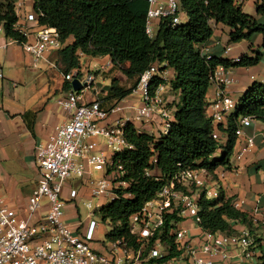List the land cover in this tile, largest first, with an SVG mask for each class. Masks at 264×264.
I'll list each match as a JSON object with an SVG mask.
<instances>
[{
	"label": "trees",
	"instance_id": "obj_1",
	"mask_svg": "<svg viewBox=\"0 0 264 264\" xmlns=\"http://www.w3.org/2000/svg\"><path fill=\"white\" fill-rule=\"evenodd\" d=\"M178 1L182 15H186L188 20L173 25L171 19H162L155 37L150 38L146 33L148 0H33L39 25L54 28L59 34L63 47L58 51L57 63L63 74L81 70V58L84 56L109 57L112 60L111 70L104 73L111 79V84L103 87L100 99L97 98L103 110L110 111L116 103L130 96L141 75L150 67L156 65L162 71H174L171 80L156 77L150 86L154 92L164 84L170 87L171 94L179 97L169 133L155 137L140 133L128 124L125 137L132 149L114 155L116 166H122L127 173L123 180L128 185L117 188L116 200L99 210L102 221L111 227L106 235L108 242L124 240L135 251L141 244L131 232L134 214L142 211L145 204L182 170L205 169L212 176L219 171H232L237 164L234 153L239 121L253 117L264 125V83L253 82L239 101L236 112L227 116L223 124L217 125L221 138H213L212 119L208 114L211 76L218 67L257 66L264 54L256 51L254 56L243 55L239 62H232L218 55L208 58L202 53L204 45L214 35L215 24L229 28L230 44L251 41L254 35L259 34L264 47V23L245 13L236 0ZM256 11L258 16L264 17V0H257ZM18 21L15 0H4L0 7V27L7 38L21 44L26 38L15 29ZM69 40L72 42L67 43ZM64 89L70 90L68 82ZM22 117L35 136L36 113L29 111ZM191 189L195 191L196 187ZM183 190L189 193L186 188ZM233 200L224 190L212 199L207 198L203 191L199 199V227L214 234H239L235 228L249 225V214L246 210L234 208ZM174 219L184 221L176 211L168 215L164 231L157 232L150 239L144 256L155 246L157 239L170 248V256L177 254L178 246L167 234L170 221ZM253 236L257 250L253 264H264V244ZM162 262L151 261L152 264Z\"/></svg>",
	"mask_w": 264,
	"mask_h": 264
},
{
	"label": "built area",
	"instance_id": "obj_2",
	"mask_svg": "<svg viewBox=\"0 0 264 264\" xmlns=\"http://www.w3.org/2000/svg\"><path fill=\"white\" fill-rule=\"evenodd\" d=\"M26 1H15L19 15L15 29L26 38L25 42L19 44L38 65L46 60L48 53L59 51L63 45L56 29L39 25V17L34 10L27 13ZM148 4L146 33L150 38L155 37L154 21L171 19L173 25L182 23L178 0H148ZM28 23H34V28H31L33 31L28 28ZM31 36L32 40H29ZM204 52L202 49L206 55ZM110 65L108 63L105 67ZM105 67L88 71L87 75L83 74L82 69L63 74L65 81L70 84V90L57 104L69 114V119L35 148L38 179L26 210L19 211L11 207L0 192V264H143L152 260H162L161 264H253L257 250L254 248L255 238L249 231L226 235L201 229V236L196 238L182 226L183 221L175 219L170 221L167 234L174 238L178 246L177 254L170 256V248L157 239L155 246L144 256L150 239L157 232L164 231L167 216L175 211L178 217L192 219L199 227L201 193L205 191L209 199L220 193L219 187L216 188L219 184L212 180L213 176L205 169L178 172L153 200L145 204L142 211L132 216L131 232L141 244L137 251L124 240H117L103 245L105 250L101 252L93 246L98 222L91 220L88 226L82 222L74 225L67 223L65 202L75 201L79 196L76 188L65 189L68 180L89 179L92 171L100 172L102 178L90 182L91 188L87 193L90 197H106L109 200L106 204L113 202L118 197L116 189L128 185L123 180L126 171L122 166H116L114 160L116 153L132 149L125 137L128 124L144 133V126L156 121L157 131L148 134L160 137L169 133L174 121L170 111L163 106L162 94L166 85H159L154 92L150 89L156 77L168 79L167 73L156 65L141 75L134 91L142 102L135 116H125L126 107L121 103L110 111L103 110L101 101L96 97V73L105 70ZM229 71L225 67H218L211 76L216 92L209 104L208 114L212 119L213 138L217 140L222 136L217 125L223 124L239 105L227 91V87L234 83ZM74 80H79L83 86L80 92L73 89ZM87 90L92 91L96 98L90 103H83V95ZM256 122L253 117H244L238 123L235 132L238 141L234 153L237 163L257 148L255 134L247 132ZM105 148L113 152L112 158L108 157ZM216 177L222 186L231 187L226 182L228 179L224 171L216 172ZM79 182L82 185L83 181ZM192 186L196 187L195 191H192ZM84 205L91 209L92 199L89 198ZM232 205L243 210L245 201L234 199Z\"/></svg>",
	"mask_w": 264,
	"mask_h": 264
},
{
	"label": "crops",
	"instance_id": "obj_3",
	"mask_svg": "<svg viewBox=\"0 0 264 264\" xmlns=\"http://www.w3.org/2000/svg\"><path fill=\"white\" fill-rule=\"evenodd\" d=\"M247 1L248 0H236V3L241 6L244 11ZM254 1L256 6L257 0ZM254 17L264 23V17L258 15ZM181 19L186 22L188 17L182 15ZM27 26L31 29L34 28L35 25L34 23H28ZM159 26L160 21L153 22L155 35L158 32ZM31 31H33V29H31ZM229 33L230 30L228 27L215 24L213 37L203 47L204 53L208 56L218 55L232 62L236 59H241L243 55L254 56L256 51L264 54L263 38L261 35H254L251 41L230 44ZM29 40H32V36ZM71 42L72 40H69L67 43ZM90 59L101 60L102 62L89 71L100 69L101 67H105L108 63H111L109 67H105V70L96 73L98 85L96 97L99 98L100 90L111 84V79L106 78L104 73L111 70L113 63L109 57ZM57 61L58 51L48 53L46 55V60L36 65L33 57L27 54L19 43L7 38L4 30L0 27V69L4 75L2 79L9 84V88L7 89L9 90L8 98H5L3 102L0 101V192L4 194L9 205L19 211L26 210L28 199L37 183L38 175L33 182H31L27 176L28 172L37 169L35 164L36 146L44 143L58 127L69 119V114L62 110L57 104V101L65 97L69 91L65 90L64 86L62 90L55 89L53 94H50L49 97H44L36 105L26 106L25 102L22 101L29 97L23 95L24 87L20 85V82L27 83L26 88L28 89V85H32V78L40 76L42 72L48 68L57 70L63 75ZM164 72L167 73L168 80L173 78L174 71L172 69H166ZM5 73H8V77L5 76ZM229 74L234 80V83L227 87V91L239 102L253 82L264 83V57L257 66L250 68H231ZM34 87L35 85H33V87L30 86L25 92L31 93ZM134 91L130 96L118 102L126 107L125 116L129 118L135 116L137 109L142 106L139 95ZM215 92L216 89L211 86L208 92L209 102H212L214 99ZM54 95L57 96L52 99L51 97ZM96 97H94V99ZM178 99L179 97L177 95L170 93V87L166 86L162 94L163 106L170 111L171 115V110L177 107ZM29 111L36 113L35 136L29 131L22 117ZM59 112L62 119L59 118ZM172 116L174 118V115ZM143 129L144 133H155L157 131L156 121L149 125H145ZM247 132L249 134H255L256 141H258L255 151L259 152L260 150V154L264 155V146H261L262 142H264V125L260 122H256ZM255 151L249 154L242 162L235 165L230 175L231 184H229L231 187L228 191L225 190L229 197L244 200L245 205L243 210L247 212H249L247 207L249 203L251 204V190H256L257 186L255 183L253 185L252 182L253 179L258 176L254 173V169H263L260 178L264 180V161L258 160L256 156L257 152L255 153ZM246 185H248L249 188L245 187ZM258 188L257 186V189ZM182 226L190 231L192 237L199 238L202 234L201 228L197 227L192 219H185L182 222ZM103 245H105V243L94 244L93 246L102 252Z\"/></svg>",
	"mask_w": 264,
	"mask_h": 264
},
{
	"label": "rangeland",
	"instance_id": "obj_4",
	"mask_svg": "<svg viewBox=\"0 0 264 264\" xmlns=\"http://www.w3.org/2000/svg\"><path fill=\"white\" fill-rule=\"evenodd\" d=\"M4 4V0H0V7ZM245 9L244 11L248 13L249 15L256 16V6H255V1L254 0H248L245 4ZM26 10L28 12H33V0H27L26 1ZM24 8V9H25ZM183 21V20H182ZM184 22V21H183ZM101 60H95V59H90L89 57H82L81 58V66H82V71L84 75L88 74V71L90 69H93L97 64L101 63ZM4 76V75H3ZM5 76L8 77V73H5ZM168 77V76H167ZM120 79H123L122 75H119ZM33 82L31 83L32 85H28V89L30 86L33 87L35 85L34 90L31 93L25 92L28 90L27 83H21L20 85L24 87L23 95L25 97H29L28 99H23L22 102H25L26 106H33L36 105L41 99L44 97H49L50 94H53L55 89L62 90L63 86L65 85V80L63 75L57 71V70H51L48 68L47 70H44L40 76L33 77ZM168 80V79H167ZM2 78H0V101L3 102L5 98H8L9 96V84L4 82ZM5 86V87H4ZM57 95L52 96L51 98L54 99V97ZM84 99L83 103H90L94 100V94L92 91L87 90L84 93ZM177 111V107H174L171 112L172 115L175 116V112ZM59 114V118L62 119V116ZM225 137V135H223ZM261 146H264V142H262ZM104 147V144H103ZM106 149V148H105ZM262 151V150H261ZM106 152L108 154L109 158H112L113 152L109 151L106 149ZM257 152V153H256ZM256 156L259 161H264V155L260 154V150L255 151ZM259 163V162H258ZM234 170V169H232ZM226 173L227 179L226 182L228 184L230 182V175H231V170H223ZM262 168L254 169V173L258 176L257 178L253 179V185L254 183L259 187L256 190L252 189L251 195H250V201L251 204L249 203L247 209L249 212V225H238L236 226V230L241 232L242 230L249 231L255 237L259 242H262L264 244V220H263V214H264V180L260 178L262 175ZM260 173V174H259ZM28 178L30 179L31 182H33L37 176V169H34L33 171H30L27 173ZM103 176L102 173L92 171V175L90 176L89 179H70L66 182L65 184V189H69L70 187H74L79 191V196L75 201L71 202H65L66 204V221L67 223L74 225L78 223H86V226L90 223L91 220H94L99 223V227L97 229V235H96V240L94 244H108V239L106 235L110 232L111 227L109 223H104L101 219V216L99 215V210L101 207L104 206L109 200L106 199V197H90V195L87 193L88 189L91 188L90 182L92 181H98L101 179ZM212 180L214 182L218 183L219 190H226L228 191V187L222 186L223 184L218 181V178L216 176H213ZM252 180V179H251ZM83 181L85 185H81V182ZM261 185V186H259ZM83 186V188L81 187ZM245 187H248L246 185ZM85 188V189H84ZM221 188V189H220ZM237 195V194H236ZM92 199V208L88 209L84 203L88 201V199ZM261 205L260 208L258 205ZM259 209V210H258ZM251 210V212H250ZM92 214V215H90ZM105 249L102 248V251ZM143 264H152L151 262H145Z\"/></svg>",
	"mask_w": 264,
	"mask_h": 264
},
{
	"label": "water",
	"instance_id": "obj_5",
	"mask_svg": "<svg viewBox=\"0 0 264 264\" xmlns=\"http://www.w3.org/2000/svg\"><path fill=\"white\" fill-rule=\"evenodd\" d=\"M73 89L77 92H80L83 89V86L81 85L79 80H74L72 82Z\"/></svg>",
	"mask_w": 264,
	"mask_h": 264
}]
</instances>
